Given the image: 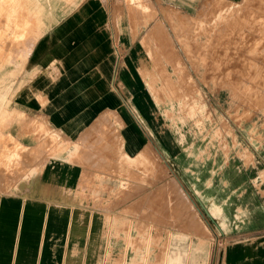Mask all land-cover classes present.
I'll return each mask as SVG.
<instances>
[{"label": "crops", "instance_id": "crops-1", "mask_svg": "<svg viewBox=\"0 0 264 264\" xmlns=\"http://www.w3.org/2000/svg\"><path fill=\"white\" fill-rule=\"evenodd\" d=\"M209 1L142 0L149 17L137 7L128 10L125 0H83L36 43L28 41L21 54L26 58L24 84L14 101L23 121L8 134L39 159L32 177L16 180L11 188L0 178V264H104L101 251L108 249V235L115 233L122 219L130 221L128 228L109 241L119 249L118 261L109 256L106 263L186 264L189 258L190 264H208L206 241L198 240L190 251L184 250L185 233L195 232L196 226L181 219L171 225V215L180 218L184 212L186 198L201 219L206 215L220 229L217 216L222 227L235 232L223 247L219 264H264V197L246 176L247 170H264V159L257 168L235 167L236 174L220 180L224 191L219 193L215 157L204 165L199 157L217 151L210 141L196 144L202 135L195 136L190 146L180 144L164 122L154 91L175 88L170 85L180 90L181 78L174 75L181 70L205 72L194 61L191 67L181 60L167 14L175 10L195 24ZM149 114L153 118H147ZM32 123L56 134L62 144L58 152L46 154L40 149ZM155 157L161 159L157 170L161 177L156 183L149 179L140 191L137 168L154 165ZM188 157L197 164L192 184L184 173L189 170L184 160ZM122 175L130 177L134 191L130 197L112 199L113 192L125 189L128 180ZM171 176L186 198L175 195L170 200L162 195L167 206L163 203L157 222L162 233H170L169 248L157 254L161 242L152 229L142 230L120 211L139 212V203L148 204L155 191L169 189ZM106 201L116 203L108 206ZM155 215L146 210L142 226H149ZM133 233L139 234L142 244L134 242Z\"/></svg>", "mask_w": 264, "mask_h": 264}, {"label": "rangeland", "instance_id": "rangeland-1", "mask_svg": "<svg viewBox=\"0 0 264 264\" xmlns=\"http://www.w3.org/2000/svg\"><path fill=\"white\" fill-rule=\"evenodd\" d=\"M82 1L0 0V178L6 188H11V184L20 178L32 177L36 168L35 161L39 159V155L33 154L32 149L25 148L8 134L17 122L23 121L14 107L16 95L24 84L21 76L26 58L21 54L26 50V45L28 48V41L36 43L58 19ZM210 1L199 12L195 24L194 20H186L175 10H169L167 14L173 43L182 52L180 54H183L181 60H185L184 64L187 66L188 63L191 67L194 61L205 72L193 74L185 72V69L181 70L174 75L176 79L181 78L180 90L178 85H170L169 87L175 88L154 91L159 97L158 105L164 112V122L180 144L190 146L188 144L197 140L195 136L200 135L203 137L198 139L197 145H200V140L205 144L207 141L211 142L217 153H202L199 157L202 165L209 158L215 157L218 192L222 193L224 187L220 180L225 175L236 174L237 170L234 168L240 165L257 168V162L264 159V0H241L236 4L224 0ZM125 4L128 10L137 7L147 16L151 15L149 9L141 7L145 6L142 0H125ZM155 14L154 10L153 15ZM167 82L168 78L165 85ZM150 115L146 117L153 118ZM31 132L36 134L40 149L43 148L46 154L60 150L62 144L56 140V134L48 133L42 125L32 123ZM210 133L209 137H204ZM193 158L184 159L189 170H183L191 184L193 168L197 167ZM153 162L152 166L150 164L137 168V189L140 191L143 190L142 185L149 183V179L154 178L153 182L156 183L161 177L157 175V170L161 169V159L155 157ZM225 165L230 169L224 170ZM246 176L251 178L258 193L264 197V170H247ZM121 177L128 180L124 185L125 189L121 193L113 192L112 199H124L125 195L130 197L128 194L134 191L129 182L130 177ZM167 184L169 189L155 191L152 202L139 203V212L133 211L131 214L130 211H120L121 215L130 216L131 222L139 224L142 230L149 227L152 229V235L161 242V246L155 248L157 254H160V250L168 251L169 248L170 233H162L160 222H157V219H161L163 203L167 206V202H162V195H169L170 200L175 195L186 198L173 176L168 179ZM219 197L222 195L219 194ZM185 200V210L180 218L173 217L174 214L170 217L171 225L175 224L174 220L181 219L187 226H196L195 232L190 229L191 232L185 233L184 250L188 252L192 243L204 240L208 244V264H219L222 249L234 239L235 232L231 233L228 228L222 227L217 216L215 219L220 229L205 214L201 219L189 200ZM115 203L104 202L108 206ZM173 206L174 202L171 201V210ZM146 210L157 215L153 222L149 220L150 225H146L147 227L142 226L146 223ZM129 222L120 220L114 228L115 233L108 235L109 247L101 251L104 264H120L117 262L119 249L112 248L109 241L112 243L116 236L122 235ZM133 234L136 235L134 242L142 244L139 234ZM176 244L173 242L172 247ZM109 256L117 261L106 263ZM184 262L190 264L189 258H185Z\"/></svg>", "mask_w": 264, "mask_h": 264}, {"label": "bare ground", "instance_id": "bare-ground-1", "mask_svg": "<svg viewBox=\"0 0 264 264\" xmlns=\"http://www.w3.org/2000/svg\"><path fill=\"white\" fill-rule=\"evenodd\" d=\"M111 117V116H110ZM127 256V255H126Z\"/></svg>", "mask_w": 264, "mask_h": 264}]
</instances>
